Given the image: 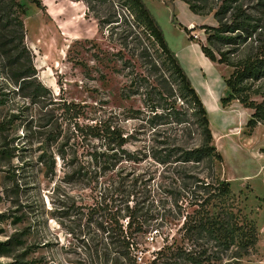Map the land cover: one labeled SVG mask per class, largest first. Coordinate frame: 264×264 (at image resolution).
Returning a JSON list of instances; mask_svg holds the SVG:
<instances>
[{"label":"rangeland","instance_id":"obj_1","mask_svg":"<svg viewBox=\"0 0 264 264\" xmlns=\"http://www.w3.org/2000/svg\"><path fill=\"white\" fill-rule=\"evenodd\" d=\"M21 1L28 7L23 18L26 43L32 51L38 78L50 90L52 98L86 106L87 118L81 120L82 124L92 125L116 113L127 133L142 132L135 134L141 141L127 149L149 147L150 132L144 131L143 123L126 121L132 110L150 115L143 95L129 97L128 87L132 78L139 81L138 76H148L152 83L160 78V73L154 69L160 60L156 53L158 48L143 30L134 29L136 34L131 33L136 23L122 1L116 0L117 16L101 31L83 2L37 0L43 4L42 10L32 0ZM143 1L163 30L170 48L176 49L180 35L175 31L176 24L172 23L173 14L174 20L178 14L174 3ZM178 4L181 21L187 23L193 13L184 2ZM200 6H203L201 15L194 14L189 29L193 38L206 46L213 32L205 28L220 26L216 13L223 23L232 24L234 14L240 10L251 24L245 31L222 35L238 37L236 43L214 41L218 59L223 53L235 64L256 56L264 47V0H205ZM215 65L224 82L234 72V68L227 65ZM246 85L252 99L261 103L264 78ZM229 95L227 89L220 99V109L224 112L216 110L212 103H209V111L207 109L213 144L223 156L222 163H214V171L231 183L238 207L259 228L257 253L248 264H264V124L249 127L254 111L238 100L224 106L222 99ZM0 97L4 101V105H0V124L7 126L6 132H0V264H128L120 256L121 249L111 244L108 229L104 232L100 228L104 212H91L102 197H113V205L125 208L122 198L113 194L121 173H155L156 180L148 183L151 194L147 198L150 199L132 197L130 203L131 207L145 206L143 213L148 211V233L139 239L148 250L140 255L144 261L153 258V252L163 246L164 238L168 237L170 243L174 242V236L179 239L177 227L167 225L168 219L164 218L166 211H174V200L168 196L179 185L173 182L174 175L165 174L163 167H150L148 162L122 163L116 166L114 173L99 170L90 154L100 150L101 142L92 137L83 143L75 141L68 125H63L62 136L50 146L56 167L54 173L47 174L49 167L41 163L40 157L45 149L42 144L46 132L52 130L46 121L51 109L21 96L19 86L12 84L4 73H0ZM202 97L207 99L204 93ZM178 106H181L180 101ZM169 134L185 147L199 143L195 134L191 139H186V133L178 130ZM77 142L80 146L76 153L61 159L59 152L63 145ZM72 160H78V164L72 165ZM81 166L85 169L82 175L77 173ZM208 166L205 163L188 167L192 173L204 177L209 174ZM86 171L90 176L84 175Z\"/></svg>","mask_w":264,"mask_h":264},{"label":"trees","instance_id":"obj_2","mask_svg":"<svg viewBox=\"0 0 264 264\" xmlns=\"http://www.w3.org/2000/svg\"><path fill=\"white\" fill-rule=\"evenodd\" d=\"M69 1L86 4L88 14L94 15L100 31L104 26L113 23L117 16L116 7H119L116 0ZM121 1L128 10L129 17L136 23L133 29L131 27V33L136 34L135 29L148 34L158 48L156 53L160 59L159 66H154L155 71L160 73V78L152 83L148 76H138L139 81L132 78L128 87L131 93L129 97L143 95L147 112L150 113L146 115L142 110H132L126 117V121H141L144 131L150 132L151 145L135 151H130L127 147L141 141L135 134L142 132L135 130V133H127L116 113H111L92 125L82 124L81 120L87 118L86 106L68 102L66 99L52 98L50 90L38 78L32 51L26 43L27 31L23 18L28 13L27 4L21 0H0V73L7 74L11 83L19 86L21 96L31 100L33 104H45L47 109H51L46 115V121L52 130L46 132L47 137L42 144L45 149L40 161L49 167L47 174L54 173L56 164L50 146L58 141L64 132V126L68 125L75 141L81 140L83 143L92 137L101 142L100 150L90 154L99 170L114 173L116 166L122 163L148 162L150 167H163L165 174L175 176L173 182L179 183L178 188L168 195L174 200V211L168 212L165 208L164 218L168 219L167 225L173 224L177 227L179 239L174 236V242L170 243L168 237L164 238L163 246L154 251L153 258L147 262L140 255L148 250L139 239L148 233V211L143 213L145 206L138 208V204H135L131 207L130 203L132 197L144 196L146 200L150 199L147 198L151 194L148 183L156 180L154 172L119 175L120 181L114 187L113 194L122 198L125 208L113 205V197H102V201L91 209V212H104L100 228L104 232L108 229L111 244L121 249L120 256L128 264H248L250 258L257 253L260 231L256 222L238 207L231 183L218 177L214 171V163H222L223 156L213 144L214 136L206 106L145 2ZM169 1H182L193 14L201 15L203 6L200 5L205 0ZM32 2L44 10L40 1ZM219 16L220 14H215L220 23L218 28H205L206 31L213 32L207 40L209 46L197 42L189 28H184V31L190 41L201 46L204 55L213 63L234 68L233 74L225 81L230 95L223 98L222 103L226 106L238 100L245 108L253 110L254 114L248 126L254 128L264 124V100L261 103L254 101L246 84L264 78V47L256 56L235 64L230 63L227 55L223 53L218 59L214 41L236 43L238 37L222 35L245 31L251 25L240 10L234 14L232 24L223 23ZM142 89L145 91L143 94L140 92ZM179 101L181 106H178ZM3 103L0 97V105H4ZM174 130L186 133V139H191L195 134L194 137L197 136L199 143L192 147L177 144L176 138L169 134ZM6 131V124H0V132ZM78 146L80 142L75 145L65 143L59 152L60 158L65 160L68 154L70 156L76 153ZM76 163L78 164V160L71 161L72 165ZM205 163L209 165V174L204 177L192 173L188 167ZM82 171L85 169L81 166L77 173L82 175ZM84 173L85 176H90L89 172ZM105 224L108 225L107 228Z\"/></svg>","mask_w":264,"mask_h":264},{"label":"crops","instance_id":"obj_3","mask_svg":"<svg viewBox=\"0 0 264 264\" xmlns=\"http://www.w3.org/2000/svg\"><path fill=\"white\" fill-rule=\"evenodd\" d=\"M180 2L181 1H177L173 4V7L176 8L178 14H175V20L173 14L172 23L176 24L174 26L175 31L180 35V43L173 51L189 76L192 85L202 98L206 109H208L209 103H212L216 107V110L222 112L223 110L220 109V99L224 96L227 90L223 76L219 72L215 63L204 55L201 46L196 42L190 41L189 36L185 33L184 28L192 27V17L195 15L193 14L191 18H188L187 23L181 21V14L179 11L181 6L178 4ZM201 91H203L207 99L202 97L203 93Z\"/></svg>","mask_w":264,"mask_h":264}]
</instances>
